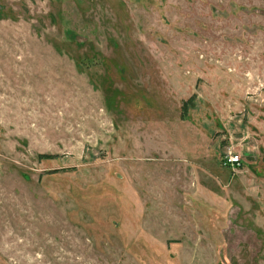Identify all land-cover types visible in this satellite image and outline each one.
<instances>
[{"label": "rangeland", "instance_id": "1", "mask_svg": "<svg viewBox=\"0 0 264 264\" xmlns=\"http://www.w3.org/2000/svg\"><path fill=\"white\" fill-rule=\"evenodd\" d=\"M0 264H264V0H0Z\"/></svg>", "mask_w": 264, "mask_h": 264}, {"label": "built area", "instance_id": "2", "mask_svg": "<svg viewBox=\"0 0 264 264\" xmlns=\"http://www.w3.org/2000/svg\"><path fill=\"white\" fill-rule=\"evenodd\" d=\"M225 162L229 165H234L239 162V156L237 154H228Z\"/></svg>", "mask_w": 264, "mask_h": 264}, {"label": "trees", "instance_id": "3", "mask_svg": "<svg viewBox=\"0 0 264 264\" xmlns=\"http://www.w3.org/2000/svg\"><path fill=\"white\" fill-rule=\"evenodd\" d=\"M187 105H188V103H187V101H185L184 104H183L184 113L187 111Z\"/></svg>", "mask_w": 264, "mask_h": 264}]
</instances>
